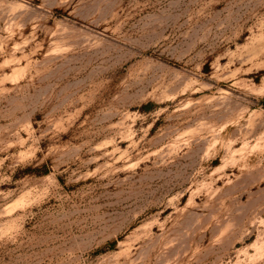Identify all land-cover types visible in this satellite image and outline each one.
<instances>
[{
    "label": "rangeland",
    "instance_id": "obj_1",
    "mask_svg": "<svg viewBox=\"0 0 264 264\" xmlns=\"http://www.w3.org/2000/svg\"><path fill=\"white\" fill-rule=\"evenodd\" d=\"M0 264H264V0H0Z\"/></svg>",
    "mask_w": 264,
    "mask_h": 264
}]
</instances>
